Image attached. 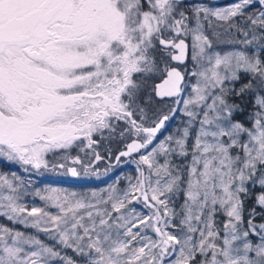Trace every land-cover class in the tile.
Masks as SVG:
<instances>
[{"label":"snow or ice","instance_id":"obj_1","mask_svg":"<svg viewBox=\"0 0 264 264\" xmlns=\"http://www.w3.org/2000/svg\"><path fill=\"white\" fill-rule=\"evenodd\" d=\"M5 162L0 264H264V0H0Z\"/></svg>","mask_w":264,"mask_h":264},{"label":"rangeland","instance_id":"obj_2","mask_svg":"<svg viewBox=\"0 0 264 264\" xmlns=\"http://www.w3.org/2000/svg\"><path fill=\"white\" fill-rule=\"evenodd\" d=\"M208 2L213 6L226 5L231 2V0H208ZM190 66V65H189ZM180 117L178 116L175 121L172 122L171 127H176L179 124ZM122 148V145L113 144L112 150L118 151ZM114 152V151H113ZM135 155L132 158H122V162L118 166H114L111 171L105 172V166L108 161H104L99 165V175H89V176H80V177H72L70 174H62V173H45L43 175H35L33 174L31 179L33 184L29 189V195L25 197V202L29 204V206H43V202L39 200L38 197H34L31 195L32 191L36 188L43 189L44 187H58L67 189L69 191H77V192H91V191H99L100 189L107 188L108 185L117 182V178H120L118 186L124 188L127 186V180L125 177L127 176H135L136 175V165L133 162L134 159H137ZM115 164L114 161H112ZM16 172L18 175H21L28 179V174L24 173L20 166L18 165H9L7 162L0 163V173H9ZM54 179L62 180L55 181ZM137 208L140 205H136ZM0 223H9L6 221V218H0ZM16 227L22 231H26L24 226L16 224L11 225ZM34 233L35 230L31 229ZM41 239H45L48 243H52L51 240H48L43 234H41ZM68 255H72L71 250H68Z\"/></svg>","mask_w":264,"mask_h":264},{"label":"trees","instance_id":"obj_3","mask_svg":"<svg viewBox=\"0 0 264 264\" xmlns=\"http://www.w3.org/2000/svg\"><path fill=\"white\" fill-rule=\"evenodd\" d=\"M114 152H115V150H113ZM55 181H62V180H58V179H54ZM11 226V225H10ZM28 232H30V233H33L32 231H31V229H28L27 230Z\"/></svg>","mask_w":264,"mask_h":264}]
</instances>
